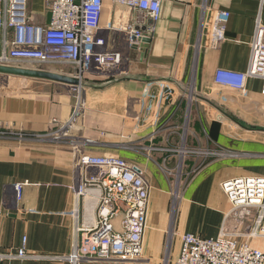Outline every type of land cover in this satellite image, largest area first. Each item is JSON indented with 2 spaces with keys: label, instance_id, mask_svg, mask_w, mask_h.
Wrapping results in <instances>:
<instances>
[{
  "label": "crops",
  "instance_id": "1",
  "mask_svg": "<svg viewBox=\"0 0 264 264\" xmlns=\"http://www.w3.org/2000/svg\"><path fill=\"white\" fill-rule=\"evenodd\" d=\"M36 3L32 8L38 11L36 22L47 23L43 1V10L35 9ZM208 4L210 22L216 11L230 12L221 49H210L211 27L202 34L204 0H164L156 32L149 43L144 40L125 52L116 80L82 90L85 108L77 132L92 142L85 154L117 156L139 165L146 170L151 188L143 259L86 264L174 262L185 234L216 238L222 233H245L254 224L256 212L238 222L221 187L237 177L264 176L263 83L249 81V94L242 97L216 86L214 76L219 69L247 71L257 19L264 25V0H209ZM122 11L116 8L113 21ZM110 19L107 16L105 21ZM64 88L68 93L55 96L44 91L1 93L3 130L46 135L56 129L55 119L67 122L76 102L70 87ZM191 88L195 100L189 107L185 95ZM188 108L193 127L186 143L220 156L186 160L180 168L181 181L202 164L174 205L175 181L165 170L179 169L181 158L170 149L181 142L178 132L184 131L183 113ZM76 177L74 155L66 144L0 139V264H60L6 259L19 253L24 238L29 253H71L75 226L96 214L93 197L77 204L72 190ZM75 210L78 219L72 214ZM253 245L264 251V237Z\"/></svg>",
  "mask_w": 264,
  "mask_h": 264
},
{
  "label": "built area",
  "instance_id": "2",
  "mask_svg": "<svg viewBox=\"0 0 264 264\" xmlns=\"http://www.w3.org/2000/svg\"><path fill=\"white\" fill-rule=\"evenodd\" d=\"M42 1L49 17V21L44 24L36 22L32 11L34 0H0V64L30 69L71 68L75 70V75L70 76L79 78L82 86L89 78L104 77L101 78V84L116 80L125 52L140 47L144 40L150 39L156 32L162 19L164 2ZM208 1L204 0L202 34L205 28L211 27L210 49L219 50L226 41L230 12L216 11L213 22H210L207 19V13L211 10ZM118 7L123 11L113 21ZM107 16L111 18L108 23L105 21ZM253 80L262 81L261 95L264 97V25L260 18L256 21L247 71L240 73L219 69L214 76L216 86L242 97L248 96V83ZM149 98L148 95L144 102ZM191 98L189 107L195 100L194 91L191 92ZM82 99L80 89L74 113L65 123L55 119V130L46 135H22L20 140L66 144L75 160L77 177L72 190L77 204L93 197L96 214L88 223L81 227L75 226L69 255L29 253L24 238L19 253L8 255L6 259L60 264L139 263L143 259V238L151 190L147 172L139 165L117 156L85 154L86 147L92 142L72 134L85 108ZM188 110L190 114L191 109ZM0 130V135H4L1 121ZM179 135L181 146L170 149L172 154L181 158L179 169H166L168 176H172L174 171L179 172L187 159L202 155L208 159L215 155H211L214 151L189 146L186 143L189 134L185 131ZM216 156H220V153ZM199 166H194L193 173L197 172ZM221 188L239 223L254 212L257 213L253 226L245 233H222L216 238L185 234L179 257L165 264H264V251L253 245L254 240L264 237V176L237 177L224 182ZM17 189L20 190V186ZM72 214L78 219V210ZM120 215H124L122 233H118L114 226L115 219Z\"/></svg>",
  "mask_w": 264,
  "mask_h": 264
},
{
  "label": "rangeland",
  "instance_id": "3",
  "mask_svg": "<svg viewBox=\"0 0 264 264\" xmlns=\"http://www.w3.org/2000/svg\"><path fill=\"white\" fill-rule=\"evenodd\" d=\"M33 8H34V3H33ZM35 9L37 10H43V7H42V0L38 1L37 0V3L35 4ZM33 11V9H32ZM34 12H38V11H34ZM40 70H47V71H50V72H54V73H58V74H63V75H66V76H70L71 74H74L75 75V70L74 69H71V68H63V69H59V68H48V69H40ZM89 78V77H87ZM87 78H84V79H87ZM101 78H104V77H97V78H89V80H86L84 85L81 86V88H70V93L72 95V97H74V101L76 102L74 104V108L78 102V97H79V92H80V89L83 90L84 87H86L87 85L88 86H97L99 84H101L100 82H102V79ZM66 86H63V85H60V84H51V83H45V82H42V81H38V80H32V79H26V78H19V77H1V80H0V94L1 93H8V94H20V93H24L26 91L27 92H39L41 93V91H44V92H47V94L50 95V93L54 92V96L55 95H58L60 93L63 92V94H65L64 92L67 91L68 93V90L66 88H64ZM191 92L193 91H189L187 93V97L186 98V101L187 102H190V100H192L191 98ZM190 99V100H189ZM194 99H195V95H194ZM83 101V99H82ZM81 101V103H82ZM73 108V112L74 113V109ZM190 109V108H189ZM186 111V110H185ZM185 114V120L183 123L184 126L182 129H184L185 133H188V134H191L192 130H190L191 127V122H190V114H189V110L187 109L186 113ZM83 118V114H82V117L78 118V121L76 122L75 126L79 125L81 120ZM79 127V130H80V126H77ZM181 129V130H182ZM1 131V130H0ZM78 128H76L72 134L76 137H78ZM3 133L4 135H0V139H10V140H13V139H17V140H20L22 135H24V133H13L11 134L10 132L6 131V130H3ZM157 133V132H156ZM178 133H182V131H179ZM5 136H7L6 138H4ZM30 136H35V135H30ZM186 137V136H185ZM83 138V136L81 137ZM85 141H89L88 139H86ZM178 144V143H177ZM174 146V145H173ZM180 147L181 145H176L175 148L177 147ZM70 149V148H69ZM216 152H213L211 153V155L215 154ZM215 157V155H213ZM212 156V157H213ZM210 159V158H208ZM189 160V159H188ZM201 165L202 164V161L199 162ZM179 164V163H178ZM179 172H175L174 171V174L172 176H168V177H172L173 181H175L174 185H175V192H177V196L174 197L173 199V202H174V205H175V201L178 197V194L181 193L185 187H186V183L189 182L191 180V178L193 177V172H189L188 175H185V177L182 179L181 181V174L180 173V170H178ZM179 179V180H178ZM179 182V183H178ZM178 200V199H177ZM173 205V210H177L176 209V206L174 207Z\"/></svg>",
  "mask_w": 264,
  "mask_h": 264
},
{
  "label": "water",
  "instance_id": "4",
  "mask_svg": "<svg viewBox=\"0 0 264 264\" xmlns=\"http://www.w3.org/2000/svg\"><path fill=\"white\" fill-rule=\"evenodd\" d=\"M146 42L149 43L147 39H146ZM0 76L26 78V79L60 84L63 86H68V87H81L82 86V82L80 81V79L76 77L66 76L63 74H58V73L50 72L47 70L6 66L2 64H0ZM123 219H124V215H120L114 221V226L118 233H122L121 222L123 221Z\"/></svg>",
  "mask_w": 264,
  "mask_h": 264
},
{
  "label": "bare ground",
  "instance_id": "5",
  "mask_svg": "<svg viewBox=\"0 0 264 264\" xmlns=\"http://www.w3.org/2000/svg\"><path fill=\"white\" fill-rule=\"evenodd\" d=\"M78 79H79V78H78ZM179 198H180V195L178 194V198H177V199L180 200ZM231 213L233 214L232 210H231Z\"/></svg>",
  "mask_w": 264,
  "mask_h": 264
}]
</instances>
